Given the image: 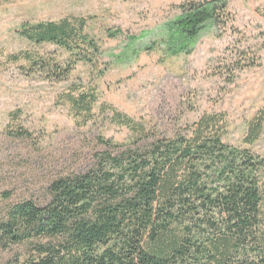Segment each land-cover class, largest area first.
<instances>
[{"label": "trees", "instance_id": "16d2710c", "mask_svg": "<svg viewBox=\"0 0 264 264\" xmlns=\"http://www.w3.org/2000/svg\"><path fill=\"white\" fill-rule=\"evenodd\" d=\"M227 9V0L183 5L173 22L182 37H175L174 53L189 54ZM83 25L63 20L22 28L28 42L57 46L76 60L66 68L28 53L12 60L67 81L73 65L99 52ZM68 98L75 118L88 126L96 94ZM101 111L128 131L129 142L99 137L89 168L49 180L43 201L0 190L2 252L23 250L17 264H264V157L224 142L225 114L205 113L171 136H158L112 106ZM263 127L264 109L244 142L254 144ZM19 129L11 139L32 140Z\"/></svg>", "mask_w": 264, "mask_h": 264}, {"label": "rangeland", "instance_id": "374dc122", "mask_svg": "<svg viewBox=\"0 0 264 264\" xmlns=\"http://www.w3.org/2000/svg\"><path fill=\"white\" fill-rule=\"evenodd\" d=\"M205 1L0 0V190L43 201L49 180L89 168L99 137L127 144L128 131L109 123L104 104L158 136H171L205 113H223L224 142L264 157V127L254 144L244 142L264 109V0H227V17L208 25L189 54H175V37H182L173 22L182 6ZM63 20L84 23V34L99 49L73 65L67 81L12 60L28 53L51 66L76 62L57 46L21 35L24 26ZM81 92L97 97L88 126L69 103L68 96ZM19 128L32 140L11 139ZM20 252L0 250V264H17Z\"/></svg>", "mask_w": 264, "mask_h": 264}]
</instances>
